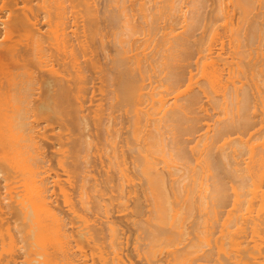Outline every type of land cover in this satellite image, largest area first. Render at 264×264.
Instances as JSON below:
<instances>
[{"label":"bare ground","instance_id":"obj_1","mask_svg":"<svg viewBox=\"0 0 264 264\" xmlns=\"http://www.w3.org/2000/svg\"><path fill=\"white\" fill-rule=\"evenodd\" d=\"M66 1L33 10V0H0V157L25 176L22 203L12 198L20 184L6 203L28 215L35 243L48 235L62 250L82 237L102 264H184L217 251L230 264L233 250L250 252L224 223L253 202L264 212V0ZM27 111L42 113L35 125ZM62 136L64 177H52L44 145ZM204 216L223 221L232 248L220 234L213 249L215 221L204 237ZM256 245L258 255L236 251L231 264H264ZM50 248L26 260L67 254Z\"/></svg>","mask_w":264,"mask_h":264},{"label":"rangeland","instance_id":"obj_2","mask_svg":"<svg viewBox=\"0 0 264 264\" xmlns=\"http://www.w3.org/2000/svg\"><path fill=\"white\" fill-rule=\"evenodd\" d=\"M51 0H33V2L31 3V8L34 10L36 7H37V5H43V7H44V5H47V3H49ZM77 2H78V5L76 6V9L77 10H79V7L81 6V1L80 0H77ZM69 4V1L67 0L66 1V5H68ZM213 5H216V4H212V6ZM45 9H47V8H45ZM69 8H67V14L66 15H69L68 13V10ZM76 14H78V13H76ZM49 102H47V104H48ZM51 104V102L49 103V105ZM40 107V111L42 112V110H43V112H46L47 114H50L51 113V111L50 110H47V109H45V107L44 106H39ZM32 108H33V106H32ZM36 109V108H35ZM30 111H31V109H30ZM29 111V112H30ZM34 111V110H33ZM32 111V112H33ZM29 112L27 111V113L25 114V115H27V116H25V117H31V112H30V115H29ZM40 112V113H41ZM39 113V111L37 112L36 111V113L35 112H33V114H37V115H39L40 114ZM32 114V118H33V116H35V115H33ZM42 114V113H41ZM40 114V115H41ZM39 115V116H40ZM38 116V117H39ZM26 118V119H29L28 121H32L33 122V120H30V119H32V118ZM37 117V118H38ZM36 118V119H37ZM35 119V120H36ZM38 120H39V118H38ZM39 125L37 126L38 127V129H40L41 130V128L44 126L43 125V122H42V119L41 120H39ZM36 124V122H33V125H35ZM40 126V127H39ZM34 129H36V127H34ZM43 130V129H42ZM49 135V136H48ZM51 136V134H49V133H46V137H50ZM59 141L61 142L59 145L57 144V145H55V146H51L50 144H49V146L48 145H44L45 146V148H44V157H45V164H46V166L50 169L49 170V172L51 173V175H52V177H54L55 176V174H58L59 176H61V177H64V172H63V170H62V168H61V165H60V163H61V160H65L66 159V154L68 153L66 150H64V149H66V145L64 144V141H65V137H63L62 136V138H59ZM32 153V152H31ZM64 158V159H63ZM9 158H2V157H0V160L2 161V160H7V161H9V162H4V161H2V162H4V164H7V165H9V167H10V164L12 165V166H14L12 163H11V161L10 160H8ZM16 165V164H15ZM6 166V165H5ZM16 166H18V164L16 165ZM9 167H7V174H8V177L9 178H7L8 180V182H9V185L10 184H13L14 186L15 185H18V184H20V186L18 185L17 187H18V189H16L17 187L15 186H12V185H4V184H6L7 182L6 181H3V180H1V178H0V193H1V195H0V202H2L3 203V201L6 203V201L8 202L9 200H10V196H9V193H11L12 194V192H13V187L16 189V190H19L20 188H22L21 190H19V191H16V193L18 192V194H16L15 193V191L13 192V195H18L17 197H16V195L13 197L12 196V198L13 199H16V200H18L20 197V202H21V200H22V195L24 194V191H23V188H24V186L22 187L21 185H23V182L24 181H22V179H24V178H22V177H25V176H21V175H23V174H21V171H19V169H16L17 167H13V169L15 170L16 169V171L17 172H14L13 171V169H10ZM19 167V166H18ZM22 166L20 165V168H21ZM9 169V170H8ZM23 168H21V170H22ZM4 170H6V168L4 167ZM257 170V169H256ZM24 171V170H23ZM20 172V173H19ZM24 173V172H23ZM257 173H259L258 171H257ZM15 176H14V175ZM14 176V177H13ZM21 178V179H20ZM254 178H255V180H257L258 179V175H256V176H254ZM10 179V180H9ZM17 179V180H16ZM16 180V181H15ZM15 183H14V182ZM20 181V182H19ZM21 182H22V184H21ZM2 184V185H1ZM8 187V188H7ZM10 187V188H9ZM12 188V192H8V190L9 189H11ZM14 189V190H15ZM59 187H55V195L56 194H59L60 192H59ZM6 190V191H5ZM23 193H21V192ZM2 192H3V194H2ZM6 192L8 193V194H6ZM15 193V194H14ZM22 194V195H21ZM5 195H7V196H5ZM9 196V200H7V197ZM1 197H4L3 199H1ZM13 199H11L12 200V202H13V204H12V208H10L9 206H8V204L6 203V205H7V207L6 206H4V204L5 203H3L2 204V206H3V210H4V208L6 209V210H2L4 213H0V264H21L20 262H22L23 264H31V261H30V263H28V260H30L31 258H32V255H34V254H31V252L33 253V252H35V251H37L38 250V252H36L35 253V255H34V258H35V256H36V259L38 260H41L42 259V257H39L38 255H40V254H42V256H43V252H45V249H47V247L48 248H50V249H53V248H55V246H57V250H56V248L53 250V251H58V249H59V252H58V255H59V253H67L66 255H62L61 254V256H57V257H60V258H57L56 259V263H54V264H102L101 263V260L100 259H98L99 258V256L98 255H96V254H98V250H96V248H95V246L93 247V245H92V243H88V242H86V240L84 241V239L82 238V237H75V239L76 238H79V239H76L75 241L74 240H72L71 241V243H70V247L69 246H64L63 247V249H64V251H63V249L61 250V248H60V246H59V244L57 243V241H56V239H53L51 236V239L49 238V236L47 235V236H43L44 238L43 239H39L38 241H40V240H43L42 241V243H40L39 244V242L36 244L35 243V237H34V235H35V233H36V231L35 232H33L30 228H29V223L27 222V218H28V215H27V218H25L24 217V214H23V212H21V211H17L16 210V208L15 207H13V205H14V200ZM247 199H248V197H247ZM3 200V201H2ZM16 200H15V202H16ZM19 201H17L18 203H19ZM24 201V200H23ZM22 203V202H21ZM244 206V205H243ZM242 206V207H243ZM242 207H240L241 209H239L240 211H244V208H242ZM8 208V209H7ZM2 209V208H1ZM1 209H0V211H1ZM9 210V211H8ZM246 210V209H245ZM252 210L253 211H249V212H251V213H249V212H247L246 211V213L245 214H248V215H246V216H244L245 214H244V212H243V217H241L240 216V214H238V217H239V219H238V217H236L235 218V216H234V218L238 221V222H236V220L235 219H233L232 218V216H230V219L232 218L233 220V222H235V223H237L238 225H240L241 227L240 228H237V226L238 225H236L235 223V225L234 224H225L226 223V220H225V223H224V225H228V227H229V232L230 231H232L233 232V235L232 234H230V233H228L227 232V230L225 231V235L222 233V232H224V228L222 227V225H221V227L223 228L222 230H220V222L222 223L223 221H221L220 220V222H218V220H216L217 219V217L215 218V220H214V217H212V219L216 222H218V224L215 226V224L217 223H215L211 218H208V217H206L205 218V216H208L209 215V213H211V212H208V214L206 213V215L203 217V218H205L204 219V221L207 219L208 221H209V219H210V222L211 221H213L212 223L213 224H211V226L214 228H212L211 226V229L214 231V235L211 233V231H210V235L212 236H210V243L213 245L214 243H213V241L211 240V239H214L215 237L217 238V239H214V240H217V244L215 243V245L217 246L219 243L221 244V241H220V238H221V235L220 234H223L224 235V238H226V240H227V245L229 246V247H231V246H233V245H231L230 246V243H232V241H229V240H231L232 238L234 239V237H235V235H236V233L234 234V232H238V235L236 236V237H241L242 239H243V243H244V239L245 240H249L248 242H249V246H250V249L249 248H247V249H249L250 250V252L247 250V251H242V252H239V251H237L236 250V248H235V250L237 251V253L239 252V254H241V253H245V252H247V256L249 255H252L251 253H254L253 255H258V254H255V253H257L258 252V249L256 248V247H259V245H256L257 243H260V244H262L260 247H263V249H264V241H262V239H264V230H262V229H264V212H262V211H260V212H258V209H257V206H256V204H255V202H253V208H252ZM7 211V212H6ZM12 213H11V212ZM239 211H237V213H238ZM7 213V214H6ZM236 213V212H235ZM236 213V214H237ZM260 213V214H259ZM213 215L212 216H215L214 215V212L212 213ZM217 214V213H216ZM235 214V215H236ZM241 214H242V212H241ZM251 214V215H250ZM259 216H258V215ZM263 216H262V215ZM218 215V214H217ZM250 215V216H249ZM219 216V215H218ZM226 216V215H225ZM237 216V215H236ZM251 216H254V217H251ZM258 217V219H256L257 221L259 220V221H261L262 219V221L263 222H261L260 224L262 225L263 224V226H261L260 224H259V221H258V223H257V221L255 220V222L257 223L256 224V226H258L259 225V227H257V228H254L253 226H255V225H253L252 224V221H251V218H257ZM262 217V218H261ZM203 218H202V220H203ZM221 218H224L223 216L221 217ZM221 218H218V219H221ZM117 219H118V217H115V220H116V222H118L117 221ZM120 219V218H119ZM254 219H252L253 220V223H254ZM201 220V221H202ZM119 221H121V220H119ZM229 221V220H228ZM228 221H227V223H228ZM29 222H30V220H29ZM208 224L209 222H206L205 221V224ZM231 223V222H230ZM206 224V228L207 229H205V227H204V231H205V235H204V237L206 236V235H209V230H210V228H208L209 227V225H207ZM214 225V226H213ZM223 225V226H224ZM253 225V226H252ZM208 226V227H207ZM255 226V227H256ZM260 226H261V228L262 229H259L260 228ZM224 227H226V226H224ZM18 228V229H17ZM256 229V230H254V229ZM208 232H207V231ZM220 231V233H219V231ZM254 230V231H253ZM203 231V232H204ZM212 231V232H213ZM222 231V232H221ZM206 232L208 233V234H206ZM231 232V233H232ZM259 232H261V233H259ZM219 233V234H218ZM226 233H227V236H228V238L229 239H227V236H226ZM45 234V233H44ZM43 233H42V235H44ZM201 234H203V233H201ZM218 234V235H217ZM18 235V236H17ZM219 235H220V237H219ZM233 237H232V236ZM255 235V236H254ZM260 235V236H259ZM20 236V237H19ZM125 236H128V237H130V239L129 240H131L132 239V236H133V234L131 233V232H126L125 233ZM226 236V237H225ZM257 236V237H256ZM22 237V239H20ZM46 237H48V239H46ZM203 237V238H204ZM209 237V236H208ZM219 237V238H218ZM232 237V238H231ZM255 237V238H254ZM42 238V237H41ZM223 238V239H224ZM260 238H262V239H260ZM219 239V240H218ZM232 239V240H233ZM242 239H240L239 238V240H242ZM255 240V248L253 249V248H251V247H254L253 246V241H251V240ZM14 240V241H13ZM44 240H55L54 242H53V244H51L50 245V243H52V242H50V241H48V244H47V241H44ZM204 240V239H203ZM202 240V241H203ZM221 240H222V238H221ZM225 240V239H224ZM261 240V241H260ZM74 241V242H73ZM76 241H78L77 243H76ZM205 241H207V240H205ZM235 241V240H234ZM234 241H233V243H234ZM257 241H259V242H257ZM41 242V241H40ZM85 242V243H84ZM204 242V241H203ZM208 242H209V240H208ZM224 243H222V246L226 243V241H223ZM247 242V241H246ZM247 242V243H248ZM262 242V243H261ZM88 243V244H87ZM39 244V245H38ZM46 244V247H42V246H44ZM78 244V245H77ZM86 244V245H85ZM131 241H129L128 242V244L127 245H125V252H127L128 254H129V256H131L130 254H131ZM24 245V246H23ZM88 245V246H87ZM92 245V246H91ZM209 245V244H208ZM208 245H207V242L206 243H203L201 246H203L204 247V249H205V252H204V255L206 254L207 255V253L209 252L210 253V249H212L213 247L212 246H210V247H212V248H206V246L208 247ZM215 245H213L215 248H213V249H216L217 247L215 246ZM246 246H248L247 244H245ZM21 246H23L22 248H21ZM220 246V245H219ZM218 246V249H220V247ZM225 247H224V249L226 248V247H228V246H226V245H224ZM234 246H235V244H234ZM243 246V245H242ZM69 249V250H67V252L65 251L67 248ZM80 247V248H79ZM82 247H84V248H82ZM87 247V248H86ZM202 247V248H203ZM229 247H228V250L229 251H227L226 250V252H230L229 253V255L227 256V258L229 259V257H230V255H233L231 252L232 251H230V250H233V249H229ZM237 247V246H236ZM19 248V249H18ZM22 250H21V249ZM92 248V249H91ZM200 248V247H199ZM232 248V247H231ZM16 249V250H15ZM18 249V250H17ZM204 249H202V250H204ZM209 249V250H208ZM212 249V250H213ZM227 249V248H226ZM20 250L21 251H25V252H20ZM31 250V252L28 254V252H26V251H30ZM35 250V251H34ZM44 250V251H43ZM47 250H49V249H47ZM83 250H86V253L85 252H83ZM200 250H201V248H200ZM208 250V251H207ZM222 249H220V251H221ZM261 251H260V253H261V255H262V253L264 252V250H262V248L260 249ZM14 251H16V252H14ZM41 251H43V252H41ZM51 251V250H50ZM61 251V252H60ZM82 251V252H81ZM91 252V254H90V252ZM206 251H207V253H206ZM214 251V250H213ZM215 251H217V249L215 250ZM224 251V250H223ZM236 251L234 252V250H233V253H234V257H237V255L238 254H236ZM252 251V252H251ZM257 251V252H256ZM263 251V252H262ZM41 252V253H40ZM200 252V251H199ZM212 252V251H211ZM219 251H217V252H215V253H218ZM222 252V251H221ZM220 252V253H221ZM225 252V253H226ZM249 252V253H248ZM17 253V254H16ZM21 255H20V254ZM25 253H27V255L25 254ZM40 253V254H39ZM82 253H83V255H82ZM92 253H94L93 254V256H92ZM96 253V254H95ZM212 253H214V252H212ZM212 253H211V255H212ZM214 253V254H215ZM224 253V252H223ZM23 254V255H22ZM31 254V255H30ZM38 254V255H37ZM222 254V253H221ZM20 255V256H19ZM30 255V256H29ZM205 255V256H206ZM211 255H210V257H211ZM216 255H217V257H218V254H215V256H213L214 257V259L216 258ZM220 255V254H219ZM236 255V256H235ZM245 255V254H244ZM22 256V257H21ZM31 257V258H29V257ZM85 256H87V257H85ZM193 255H191V257H192ZM232 256V257H233ZM243 255H241L240 257H242ZM246 256V255H245ZM245 256H243L241 259L242 260H244V257ZM262 256H264V255H262ZM13 257H17L16 259L14 258L13 259ZM28 258V260H26L27 258ZM83 257H85V258H83ZM207 257V260L205 259ZM206 257H202L201 259H192V261H193V264H196V262L197 261H199V262H197V264H202V262H203V264L205 263V260H206V263L207 264H211V261H215L214 259H213V257H211V259H210V257L209 256H206ZM221 257H223V256H221ZM220 257V258H221ZM232 257H230V258H232ZM232 258V260H230V261H232V262H234V259H236V258ZM24 259V262L21 260V259ZM132 258V257H131ZM196 258V257H195ZM210 259V261H208L209 259ZM245 258H248V257H245ZM13 261H12V260ZM189 259V258H188ZM191 259V258H190ZM205 259V260H204ZM217 259V258H216ZM221 259H223V258H221ZM15 260H17V262L15 261ZM99 260V261H98ZM196 260V261H195ZM238 260V259H237ZM246 260V259H245ZM15 261V262H14ZM187 261V260H186ZM192 261H190V262H184V264L186 263V264H192ZM223 261V260H222ZM236 261V260H235ZM12 262V263H11ZM27 262V263H26ZM32 262H34L35 264L37 263L36 261H32ZM215 262H220L219 264H221V260L219 261H215ZM214 262V263H215ZM231 262V263H232ZM205 263V264H206ZM213 263V262H212ZM213 263V264H214ZM217 263H215V264H217ZM230 263V264H231ZM235 263V262H234ZM233 263V264H234ZM163 264H165V263H163ZM179 264V263H178ZM181 264V263H180ZM222 264H226V262H224L223 261V263ZM228 264H229V262H228Z\"/></svg>","mask_w":264,"mask_h":264}]
</instances>
